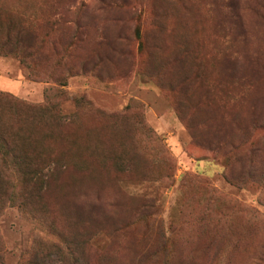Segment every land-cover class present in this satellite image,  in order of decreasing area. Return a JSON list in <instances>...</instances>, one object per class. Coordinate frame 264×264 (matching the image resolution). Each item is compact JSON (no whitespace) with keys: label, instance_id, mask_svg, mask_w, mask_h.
Returning a JSON list of instances; mask_svg holds the SVG:
<instances>
[{"label":"rangeland","instance_id":"374dc122","mask_svg":"<svg viewBox=\"0 0 264 264\" xmlns=\"http://www.w3.org/2000/svg\"><path fill=\"white\" fill-rule=\"evenodd\" d=\"M22 14L46 55L70 21L84 33L64 86L0 53V92L58 95L88 166L54 173L34 213L0 205V264H264V0H0Z\"/></svg>","mask_w":264,"mask_h":264},{"label":"trees","instance_id":"16d2710c","mask_svg":"<svg viewBox=\"0 0 264 264\" xmlns=\"http://www.w3.org/2000/svg\"><path fill=\"white\" fill-rule=\"evenodd\" d=\"M23 16L0 15V53L18 58L34 79L64 86L65 76L54 71L62 64V55L68 52L72 42L70 39L76 38V33H84L79 28V20L69 22L70 26H77L71 33V29L67 30L70 41L66 44L50 42V51L46 55L43 49L47 34L40 33V20ZM135 34L140 38L139 28H136ZM139 47L142 48L141 41ZM48 61H51L50 66L46 64ZM70 69L68 67L67 71ZM49 91L45 89L43 101L36 104L0 92V205L8 201L34 213L40 204L44 205V195L54 173L66 168L83 171L88 166L82 165L83 156L75 149L76 141L68 131L75 123V114L64 115L55 100L58 95H51ZM75 103L77 107L91 106L84 96ZM114 159L112 167L117 162ZM120 165L117 164L118 168ZM17 183L22 187L20 198L15 195ZM73 208L74 216L83 218L81 211ZM66 242L73 245L79 243L72 237ZM56 252L59 254L60 251L57 249ZM33 258L44 263L36 251Z\"/></svg>","mask_w":264,"mask_h":264}]
</instances>
